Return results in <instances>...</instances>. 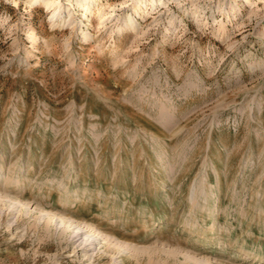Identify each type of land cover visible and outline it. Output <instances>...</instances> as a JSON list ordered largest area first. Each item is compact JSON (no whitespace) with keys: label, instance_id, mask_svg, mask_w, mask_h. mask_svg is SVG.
I'll return each instance as SVG.
<instances>
[{"label":"rangeland","instance_id":"obj_1","mask_svg":"<svg viewBox=\"0 0 264 264\" xmlns=\"http://www.w3.org/2000/svg\"><path fill=\"white\" fill-rule=\"evenodd\" d=\"M53 1L0 0V264H264V0Z\"/></svg>","mask_w":264,"mask_h":264},{"label":"bare ground","instance_id":"obj_2","mask_svg":"<svg viewBox=\"0 0 264 264\" xmlns=\"http://www.w3.org/2000/svg\"><path fill=\"white\" fill-rule=\"evenodd\" d=\"M28 1H38V0H28ZM41 1V0H40ZM43 1V0H42ZM51 1V3H56L55 1H53V0H50ZM88 3V2H87ZM88 5L86 4V7H87ZM133 24V23H132ZM35 44H37V41H35L34 42ZM75 178L74 177H72L70 180H71V183L73 182V181H75L74 180ZM14 200V199H13ZM12 202V204L14 205V206H16V204H15V202L14 201H11ZM22 207L23 208H27L28 210H30V207H29V205L28 204H25V203H23L22 204ZM68 220V219H67ZM69 220H72L70 223H69V221H66L65 223H64V225L67 227V228H70V229H72V230H74V232H76V235L77 236H84V237H86L87 238V240H89L90 242L89 243H87V244H96L98 241H99V238L97 237V235H95V233L93 232V231H91V230H89L88 228H86V226H84V225H81V224H79V223H77L74 219H72V216H69ZM110 239H112V238H110ZM115 241V240H114ZM113 241V242H114ZM115 243V242H114ZM105 244L106 245H109L108 244V242H105ZM115 245L119 248H121L122 247V244H119L118 242H116L115 243ZM187 259L188 260H192L191 259V257H187Z\"/></svg>","mask_w":264,"mask_h":264}]
</instances>
